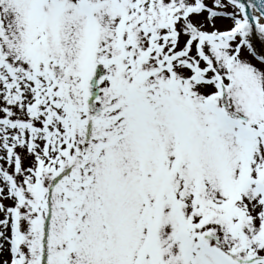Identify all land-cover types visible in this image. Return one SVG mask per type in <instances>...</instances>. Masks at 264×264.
I'll return each mask as SVG.
<instances>
[{
    "label": "snow or ice",
    "instance_id": "snow-or-ice-1",
    "mask_svg": "<svg viewBox=\"0 0 264 264\" xmlns=\"http://www.w3.org/2000/svg\"><path fill=\"white\" fill-rule=\"evenodd\" d=\"M0 264H264V0H0Z\"/></svg>",
    "mask_w": 264,
    "mask_h": 264
}]
</instances>
